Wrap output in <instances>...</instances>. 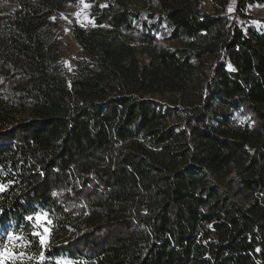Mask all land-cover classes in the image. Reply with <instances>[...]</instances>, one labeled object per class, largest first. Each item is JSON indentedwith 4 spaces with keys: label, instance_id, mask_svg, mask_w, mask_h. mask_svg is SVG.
I'll return each instance as SVG.
<instances>
[{
    "label": "trees",
    "instance_id": "trees-1",
    "mask_svg": "<svg viewBox=\"0 0 264 264\" xmlns=\"http://www.w3.org/2000/svg\"><path fill=\"white\" fill-rule=\"evenodd\" d=\"M78 1L0 0V246L33 254L5 264H264V0H91L66 73Z\"/></svg>",
    "mask_w": 264,
    "mask_h": 264
},
{
    "label": "rangeland",
    "instance_id": "rangeland-1",
    "mask_svg": "<svg viewBox=\"0 0 264 264\" xmlns=\"http://www.w3.org/2000/svg\"><path fill=\"white\" fill-rule=\"evenodd\" d=\"M94 4L95 3L91 0H79L77 3L67 2L61 10L53 14L51 17V24L47 28V31L59 42V64L66 73H70L76 65V62L83 57L81 48L72 33V24L77 22L85 28L92 27L94 24V18L91 15V11ZM99 4L103 5L104 3L99 2ZM203 4L206 10L212 11V5L206 0H203ZM85 5H87V7H85ZM235 8L236 0H230L227 12L232 15L235 12ZM247 12L253 14L254 19L250 21L244 20V27L247 28L253 26L257 29L264 30V3L250 4L247 7ZM159 36H162L161 33H159ZM155 97L162 101L170 100L172 102L176 99V96L170 93L166 95H156ZM232 115L237 125L241 126L244 124L245 119L238 111H232ZM237 183L236 180L234 184L237 185ZM46 220L50 221L47 216ZM50 226L51 221L50 223H45V227L48 229V233L44 237L46 241L45 245L48 244L50 238ZM40 231H43V229H40ZM20 243L25 246L28 244V240L23 237V239L20 240ZM19 254V256L25 260H29L33 257V254L27 250H21ZM58 261H60L61 264L65 261L68 262V264H73L72 260L68 258H60L57 259V262Z\"/></svg>",
    "mask_w": 264,
    "mask_h": 264
},
{
    "label": "snow or ice",
    "instance_id": "snow-or-ice-1",
    "mask_svg": "<svg viewBox=\"0 0 264 264\" xmlns=\"http://www.w3.org/2000/svg\"><path fill=\"white\" fill-rule=\"evenodd\" d=\"M85 7H87V5H85ZM0 190H3V186H0ZM46 216H47L46 213L41 214L37 212V213H34L33 215H29L25 217L26 220L31 222L32 227L34 229H43V231H33L32 233V235L39 237L40 245L42 246L45 245L46 243L44 237L48 233V229L45 227V223H50V221L46 220ZM7 236L9 240H15L17 242L23 239V237L13 232H8ZM15 255H20V254L16 253L14 249H9L7 245L0 246V264H5L6 258H10ZM38 258L41 260L44 259L42 252L40 253ZM57 264H61V262L58 261ZM63 264H68V262L65 261L63 262Z\"/></svg>",
    "mask_w": 264,
    "mask_h": 264
},
{
    "label": "built area",
    "instance_id": "built-area-1",
    "mask_svg": "<svg viewBox=\"0 0 264 264\" xmlns=\"http://www.w3.org/2000/svg\"><path fill=\"white\" fill-rule=\"evenodd\" d=\"M143 57H144V59H145V61H146V62H148V61H149V58H148V56H147V55H143Z\"/></svg>",
    "mask_w": 264,
    "mask_h": 264
}]
</instances>
